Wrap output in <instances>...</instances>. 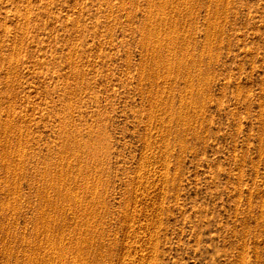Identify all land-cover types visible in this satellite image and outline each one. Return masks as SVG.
<instances>
[{"label": "rangeland", "instance_id": "374dc122", "mask_svg": "<svg viewBox=\"0 0 264 264\" xmlns=\"http://www.w3.org/2000/svg\"><path fill=\"white\" fill-rule=\"evenodd\" d=\"M146 2L0 0V263L28 262L52 236L82 246L78 264H264V0H188L180 18L165 7L172 48L163 24L142 44ZM59 168L69 188L95 187L79 193L95 228L73 229L52 191L62 208L43 216L65 215L64 233L38 223Z\"/></svg>", "mask_w": 264, "mask_h": 264}, {"label": "bare ground", "instance_id": "6f19581e", "mask_svg": "<svg viewBox=\"0 0 264 264\" xmlns=\"http://www.w3.org/2000/svg\"><path fill=\"white\" fill-rule=\"evenodd\" d=\"M156 1V2H155ZM189 2H190V0H189ZM188 2V0H147V6H149V10H147L146 9V11H148V13L147 14H144L145 15V17L143 18L144 20H145V23H144V25H143V27H142V34H143V39H142V44L145 46L146 45V40L148 39V38H150L151 36H154V37H156L157 35H158V33L160 32L158 29L161 27V25H162V28L166 31L165 33H166V35H165V38H166V41H167V44H169L168 45V47H170V48H172V46H173V44H174V41L176 40V38H177V36H176V34H179V29H178V26L176 25V24H173V25H171L172 24V22H174V21H176V19H173L172 21H170V18L171 17H173L174 15H168L167 16V14L164 16V18L165 19H161V17H158L157 15H159V12L161 11L162 12V14L164 13V8L165 7H167L169 10H171V11H173L174 13H177V15H178V17L180 18L181 16H182V13H183V10H185V9H187V8H189L191 5V3L188 5L187 3H189ZM195 2V1H194ZM145 3V4H146ZM199 3V2H198ZM202 3V2H201ZM184 4H187V6H184ZM192 4H193V1H192ZM146 6V7H147ZM199 6V5H198ZM193 7V6H192ZM177 15H175V16H177ZM155 25V26H154ZM10 123V122H9ZM2 127V126H1ZM3 129L5 128V127H2ZM6 128H8V127H6ZM8 130V129H7ZM1 132L2 131H4V130H0ZM8 133V132H7ZM7 135V134H6ZM20 138V137H19ZM22 138V137H21ZM23 139V138H22ZM16 139H14V141H15ZM9 141V140H8ZM16 142H18V141H16ZM23 142V141H22ZM23 144V143H22ZM73 144V143H72ZM6 145H7V143H6ZM61 145V144H60ZM75 146L76 145H79L78 143H75L74 144ZM1 146V145H0ZM17 146V145H16ZM15 146V147H16ZM23 146V145H22ZM22 146H20V147H22ZM42 146V145H41ZM45 146V145H44ZM47 146V145H46ZM3 153L2 154H4V155H8V153H7V150H4V143H3ZM14 147V146H13ZM14 147V148H15ZM67 147V146H66ZM6 149H8V148H6ZM12 149V148H11ZM15 149H19V148H15ZM14 149V150H15ZM59 149H61V148H59ZM59 149H57V150H59ZM63 149H66V148H63ZM75 149H78V147H75ZM68 150V149H67ZM20 151H22V150H20ZM45 151V150H44ZM75 151V150H74ZM14 152V151H13ZM12 152V153H13ZM16 152H18V151H16L15 150V153ZM24 152V154H25V151H23ZM56 152V151H55ZM72 152V151H71ZM19 153H21V152H19ZM43 153V152H42ZM51 153V152H50ZM49 153V154H50ZM57 153H59V152H57ZM18 154V153H17ZM16 154V155H17ZM63 154V153H62ZM3 155V156H4ZM14 155V154H13ZM19 155V154H18ZM17 155V156H18ZM70 155V154H69ZM69 155H68V157H69ZM92 155V154H91ZM10 157H11V155H10ZM20 157V156H19ZM24 157V156H23ZM66 157H67V155H66ZM15 159H17L18 157H14ZM22 158V157H21ZM36 158V157H35ZM55 158V157H54ZM53 158V159H54ZM73 158V157H72ZM3 159H4V157H3ZM13 158L11 157V160H12ZM23 159V158H22ZM22 159H19V160H22ZM67 159V158H66ZM2 159L0 158V161H1ZM58 160V159H57ZM57 160H56V163H57ZM68 160V159H67ZM70 160V159H69ZM4 161V160H3ZM2 161V162H3ZM13 161V160H12ZM12 161H10V164H11V162ZM35 161V160H34ZM38 161V160H37ZM48 161V160H47ZM75 161V160H74ZM73 161V162H74ZM14 162V161H13ZM66 162V161H65ZM79 162V161H78ZM17 163V162H16ZM20 163H21V161H20ZM37 163V162H36ZM35 163V164H36ZM44 163V162H43ZM42 163V164H43ZM4 163H2V165H3ZM10 164H6L5 166V168H6V170H4L5 171V173H7L8 171H9V169H10ZM58 164V163H57ZM76 164H77V162H76ZM90 164V163H89ZM89 164H87V165H89ZM10 165V166H9ZM13 165V164H12ZM18 165V164H17ZM23 165V164H22ZM34 165V164H33ZM32 165V166H33ZM49 165V164H48ZM78 165V164H77ZM77 165H76V167H77ZM27 166V165H26ZM37 166V165H36ZM16 167V166H15ZM59 167V166H58ZM64 167H65V165H64ZM4 168V167H3ZM4 168V169H5ZM7 168H8V170H7ZM14 168V167H13ZM13 168H11V169H13ZM20 167H18L17 169H18V173H19V169ZM28 168V167H27ZM47 168V167H46ZM49 168V167H48ZM78 168V167H77ZM24 169H25V167H24ZM24 169H23V171H24ZM32 169V168H31ZM35 169V168H34ZM44 169V168H43ZM86 169H88V168H86ZM42 170V169H41ZM52 170V169H51ZM50 170V171H51ZM60 170V171H59ZM59 175H60V177L61 178H49V180L47 181L46 179H45V177H46V174L43 176V178H42V180H46L45 181V183L44 184H46L45 186H43V188H41V191H42V196L44 197L43 199H42V203H41V205H40V207H39V214H40V216L38 217V219H39V221H38V223H41L42 224V226L41 227H43V229H55V228H60V230H62L61 228H64L63 227V225H62V223H61V221H63V220H65L64 219V217H66L65 215H64V217H63V214H61V216L63 217V219L61 220V221H59L58 219H57V217L56 218H50V217H44L43 215H45V213H46V211H47V207H50V208H52V209H55V211L56 210H61V208L63 207L62 205H64V204H67V210L69 209V210H71V213L75 216V217H77V219L75 220V218H74V223H75V225L73 226V229H89L90 227H92L93 226V222H94V217H95V215H96V206H95V204H94V200L92 199V200H89L88 202H85L84 201V199L80 196V194L82 193L83 194V192H87V193H90L89 194V196H91L92 195V198H93V195H94V191L93 190H95V187H94V189H93V184L88 180V181H86V179H85V181L86 182H84V183H82L81 184V186L83 187V191H80L81 189L80 188H82V187H79L78 188V190H75V188H69V186H66V182L67 181H69L70 180V178H68V174H69V172H68V176H67V179H65V175H66V173H67V170L66 171H64L63 169H60L59 168ZM3 171V172H4ZM12 171H14V169L12 170ZM11 171V172H12ZM30 171V170H29ZM53 171H54V169H53ZM57 171V172H58ZM76 171H77V169H76ZM82 171V170H81ZM88 171V170H87ZM93 171V170H92ZM91 171V172H92ZM42 172H43V170H42ZM49 172V171H48ZM52 172V171H51ZM73 172H75L74 170H73ZM80 172V171H79ZM15 173L17 174V172L15 171ZM46 173V172H45ZM77 173V172H76ZM3 174V173H2ZM52 174V173H51ZM75 174V173H74ZM22 175V174H21ZM62 175H64V176H62ZM77 176H78V174H76ZM85 175H87V174H85ZM88 177L89 176H87L86 178L88 179ZM14 178V177H13ZM23 178V177H22ZM32 178V177H31ZM92 178V177H91ZM5 179V178H4ZM15 179V178H14ZM28 179V178H27ZM75 179H76V177H75ZM74 179V181L76 182V180ZM95 179H96V177H95ZM7 179H5V181H6ZM37 180V179H36ZM67 180V181H66ZM1 181V180H0ZM4 181V182H5ZM8 181V180H7ZM6 181V182H7ZM18 181H19V178H18V180H17V183H18ZM38 181V180H37ZM40 181H41V179H40ZM83 181V180H82ZM12 182H15V180L14 181H11V183ZM20 182V181H19ZM25 182V181H24ZM74 182V183H75ZM8 184V183H7ZM37 184V183H36ZM43 184V185H44ZM67 184H69V183H67ZM72 184V183H71ZM78 184V183H77ZM95 184L96 183H94V186H95ZM9 185H11L10 184V181H9ZM13 188H8V189H11L12 190V197L10 198L11 200H12V202H11V205H14L15 203L17 204V203H19V202H17L18 201V199H20V198H18V197H20V195H18V192H20V191H18V189L19 188H17L16 186H15V184L13 183ZM17 185V184H16ZM78 185H80V184H78ZM18 186V185H17ZM28 186V185H27ZM73 186V185H72ZM4 186H2V188H3ZM12 187V186H11ZM19 187V186H18ZM6 188H7V186H6ZM21 188V187H20ZM35 188H36V186H35ZM1 189V188H0ZM7 189V190H8ZM36 189H38V188H36ZM74 189V190H73ZM77 189V188H76ZM6 190V191H7ZM5 191V192H6ZM9 191V190H8ZM49 191L51 192H53L54 194H55V196H59V198H61L62 200H63V204L61 203H53L55 200H53V202L51 201V195H50V193H49ZM34 192V191H33ZM81 192V193H80ZM80 193V194H79ZM1 194H3V193H1ZM20 194V193H19ZM34 194V193H33ZM37 194H39L38 193V190H37ZM36 194V195H37ZM85 195V194H84ZM7 196H8V193H7ZM54 196V195H53ZM54 196V197H55ZM24 197V196H23ZM35 197V196H34ZM18 198V199H17ZM1 199H3V198H1ZM25 199V198H24ZM87 199V198H86ZM21 200V199H20ZM19 200V201H20ZM38 200V199H37ZM6 201V200H5ZM31 201V200H30ZM34 201V200H33ZM36 201V200H35ZM39 201V200H38ZM1 203H2V201H0ZM60 202V201H59ZM4 203V202H3ZM6 204V203H5ZM20 204V203H19ZM26 204H27V202H26ZM29 204V203H28ZM27 204V205H28ZM38 204H39V202H38ZM61 205L62 207H59L58 205ZM8 206H10L9 204H8ZM15 206H17L16 208H18L19 206L18 205H15ZM6 207H7V205H6ZM22 207V206H21ZM26 207V206H25ZM35 208V207H34ZM22 209H24V208H22ZM21 209V210H22ZM33 209V208H32ZM63 209H64V207H63ZM63 209H62V211H63ZM3 210H4V208H3ZM8 210V209H7ZM6 210V212H8ZM37 211V210H36ZM0 212H1V210H0ZM14 212V211H13ZM31 213V212H30ZM52 213V212H51ZM56 213V212H55ZM61 213H63V212H61ZM67 213V212H66ZM70 213V212H69ZM70 213V214H71ZM19 214V213H18ZM21 214L23 215V213L21 212ZM26 214V213H25ZM33 214V213H32ZM46 214H48V213H46ZM7 215V214H6ZM16 215V214H15ZM28 215H29V213H28ZM55 215H57V214H55ZM2 216V215H1ZM5 216V215H4ZM3 216V217H4ZM24 216V215H23ZM31 216V215H30ZM34 216V215H33ZM46 216V215H45ZM53 216V215H52ZM7 218L9 217V215L8 216H6ZM16 218V217H15ZM14 218V219H15ZM28 218V217H27ZM34 218H35V216H34ZM37 219V218H36ZM69 219V218H68ZM33 220V219H32ZM32 220H31V223H32ZM28 221V220H27ZM35 221L36 220H34L33 221V223H35ZM71 221H72V219L69 221V223H71ZM7 223V222H6ZM5 223V225L7 226V224ZM16 223H17V221H16ZM21 223H22V221H21ZM37 223V224H38ZM63 223H64V221H63ZM9 224H10V221H9ZM18 224H19V221H18ZM24 224H26V223H24ZM23 224V225H24ZM36 224V225H37ZM12 225V224H11ZM32 225V224H31ZM67 225V224H66ZM3 226V225H2ZM27 226L29 227L30 226V224L28 225L27 224ZM35 226V225H34ZM31 227V226H30ZM40 227V226H39ZM38 227V225H37V228H39ZM94 228H95V226H93ZM7 228H9V225L7 226ZM6 228V229H7ZM20 228H23V227H20ZM25 228V227H24ZM33 228V227H32ZM68 228H69V226H68ZM9 229H11V227L9 228ZM65 229V228H64ZM91 229V228H90ZM4 230H5V228H4ZM22 230V229H21ZM34 230V229H33ZM41 230V229H40ZM40 230H38V231H40ZM15 231V230H14ZM23 232H24V230H22ZM74 231V230H73ZM80 231V230H79ZM4 232H6V231H4ZM43 232V231H42ZM49 232V231H48ZM57 232V230L55 229V233ZM62 232H63V230L62 231H60V233L62 234ZM77 232V231H76ZM10 233H11V231H10ZM10 233H9V235H10ZM14 233V232H13ZM33 233V232H32ZM35 233H36V231H35ZM41 233V232H40ZM52 233V232H51ZM64 233V232H63ZM15 234V233H14ZM14 234H12L13 236L12 237H14L15 235ZM31 234V233H30ZM43 234H44V232H43ZM42 234V235H43ZM47 234V233H46ZM78 234V233H77ZM81 234V233H80ZM4 235H6V234H4ZM7 235H8V232H7ZM32 235H34V233L32 234ZM51 235V234H50ZM58 235H60V234H58ZM76 235V234H75ZM24 236V235H23ZM30 236V235H29ZM41 236V235H40ZM63 236V235H62ZM79 236V235H78ZM5 237V236H4ZM35 237V236H34ZM38 237V239H40L39 238V236H37ZM47 238H46V240H49V242H45L44 244H42V246H40V248L41 249H44V250H42L41 252L39 251V252H35V253H33L32 255H29L28 254V257H29V260H28V262L26 261L25 263H23L24 262V260L22 261V263L21 264H56V263H58V264H66V263H68L69 264V257L71 256V255H69V257H67V259H66V256L68 255V254H72L73 252H71L70 253V251L68 250V248H66L64 245H66V244H62V242L61 243H59V245L57 244V242H59V241H55V240H53L52 239V236H51V238H49V236H46ZM58 237H60V236H58ZM70 237V236H69ZM82 237H84V236H82ZM7 238H8V236H7ZM28 238V237H27ZM43 238H45V237H43ZM66 238V237H65ZM64 238V240H66ZM72 238H74V237H72ZM81 237H79V239H80ZM37 239V240H38ZM59 238H57V240H58ZM62 239V238H61ZM8 240V239H7ZM11 240V239H10ZM9 240V241H10ZM14 240V239H13ZM16 240H18V239H16ZM27 240V239H26ZM44 240V239H43ZM43 240H41V241H43ZM63 240V239H62ZM75 241L77 240V238L76 239H74ZM12 241V240H11ZM30 241V239L28 240V242ZM33 241V242H32ZM32 241H30V242H32V243H34V239H32ZM78 241V240H77ZM83 241H87V238H83L82 239V242L81 243H83ZM16 242H18V241H15V243ZM37 242V241H36ZM7 243V242H6ZM26 243V242H25ZM39 243V242H38ZM42 243V242H41ZM77 243V242H76ZM13 244V243H12ZM27 244V243H26ZM86 244V243H85ZM17 245V244H16ZM21 245V244H20ZM67 245H68V243H67ZM78 245V244H77ZM8 246V245H7ZM31 246V245H30ZM45 246V247H44ZM71 246V245H70ZM75 246V245H74ZM1 247V246H0ZM10 247V246H9ZM32 247V246H31ZM72 247V246H71ZM82 246H80V247H76V253H75V255H73V257H72V263L71 264H74L75 263V261H77L76 259L74 260V258H75V256L76 255H82L83 257H85V254L83 255L82 254V248H81ZM2 248V247H1ZM4 248V247H3ZM7 248V247H6ZM18 248V247H17ZM36 248H37V246H36ZM81 248V249H80ZM5 249V248H4ZM9 249V248H8ZM73 249V248H72ZM11 251H13L12 249H10ZM22 250V249H21ZM26 250V249H25ZM31 250V249H30ZM71 250V249H70ZM44 251V252H43ZM69 251V252H68ZM74 251V252H75ZM8 252V251H7ZM6 252V253H7ZM5 253V252H4ZM9 253V252H8ZM22 254H25V251H24V253L23 252H21ZM11 254V252L9 253V255ZM17 254H18V251H17ZM20 254V253H19ZM4 255V254H3ZM7 255V254H6ZM15 255H16V251H15ZM23 256H25V255H23ZM78 256V257H79ZM9 257V256H8ZM25 258H27V257H25ZM56 259V261H54V262H52V259ZM81 257H79V259H80ZM24 259V258H23ZM0 260H2V257H1V259ZM15 260V259H14ZM82 260V259H81ZM13 261V260H12ZM70 261V262H71ZM79 261V260H78ZM77 261V263L76 264H78L79 262ZM7 262V261H6ZM9 262V261H8ZM7 262V263H8ZM13 262H15V261H13ZM4 263V262H3ZM82 263V262H81ZM0 264H2V263H0ZM15 264V263H14ZM19 264V263H18Z\"/></svg>", "mask_w": 264, "mask_h": 264}]
</instances>
